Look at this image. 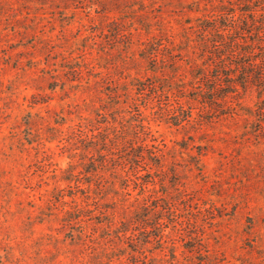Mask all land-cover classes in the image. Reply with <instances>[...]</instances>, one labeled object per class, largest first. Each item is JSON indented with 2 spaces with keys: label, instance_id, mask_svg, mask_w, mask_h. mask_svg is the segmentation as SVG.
Instances as JSON below:
<instances>
[{
  "label": "rangeland",
  "instance_id": "obj_1",
  "mask_svg": "<svg viewBox=\"0 0 264 264\" xmlns=\"http://www.w3.org/2000/svg\"><path fill=\"white\" fill-rule=\"evenodd\" d=\"M263 5L0 0V264H264V95L206 68Z\"/></svg>",
  "mask_w": 264,
  "mask_h": 264
},
{
  "label": "trees",
  "instance_id": "obj_2",
  "mask_svg": "<svg viewBox=\"0 0 264 264\" xmlns=\"http://www.w3.org/2000/svg\"><path fill=\"white\" fill-rule=\"evenodd\" d=\"M251 13V19L247 17L243 19L246 27L240 26L241 17L235 16L230 18L229 23L208 26L209 30L216 31V34L221 33L220 40H213L214 48L211 43L209 60L212 62H207L206 67L209 70L213 65L217 69L213 75L215 85L210 88L211 92L217 95L223 89L222 83L225 75L223 70L226 67L230 70L227 73L229 76L228 91L219 94L218 99H226L228 93L237 90L239 85L243 88L255 85L262 90L260 93L264 95V5L251 9ZM256 16L262 19H257ZM207 32L210 38L211 32L208 29ZM216 42L219 43L216 44ZM204 77L207 76L204 75ZM261 102L264 104V99ZM260 109L264 112V106H260Z\"/></svg>",
  "mask_w": 264,
  "mask_h": 264
}]
</instances>
